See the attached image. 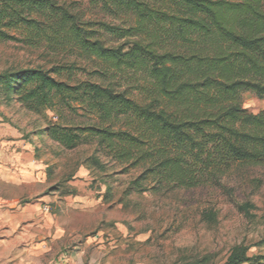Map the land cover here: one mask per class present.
<instances>
[{
  "label": "trees",
  "instance_id": "trees-1",
  "mask_svg": "<svg viewBox=\"0 0 264 264\" xmlns=\"http://www.w3.org/2000/svg\"><path fill=\"white\" fill-rule=\"evenodd\" d=\"M84 1L104 18L88 19L77 0H0V42L98 61L104 77L142 76V100L113 83L65 80L75 65L62 64L0 74L2 104L54 112L59 122L41 134L65 151L94 148L84 163L138 170L128 195L224 187L230 172L264 166V110L243 102L264 99V0ZM250 249L233 247L222 264H264Z\"/></svg>",
  "mask_w": 264,
  "mask_h": 264
},
{
  "label": "rangeland",
  "instance_id": "rangeland-1",
  "mask_svg": "<svg viewBox=\"0 0 264 264\" xmlns=\"http://www.w3.org/2000/svg\"><path fill=\"white\" fill-rule=\"evenodd\" d=\"M77 1L88 19L104 18L88 2ZM62 64L75 65L65 72V80L113 83L134 100H142L140 87L147 83L142 76L107 72L104 77L96 72L108 67L98 61L61 49L0 42V74ZM4 99L0 89V143L22 142L31 151L23 158L24 169L9 165L10 176L29 174V182L17 186L0 181V194L12 201L15 193H26L21 204L29 207L48 198L41 205L49 209L47 218L43 209L28 219L31 249L46 244V252L32 255L31 264L34 259L38 264H185L205 256H210V263L222 264L241 244L251 246L249 255H264V245L254 246L264 241V166L230 172L222 181L224 187L128 195L138 170L124 172L118 165H108L102 171L84 163L94 148L65 151L41 134L47 124L59 122L54 112L31 113L15 99L2 104ZM243 102L255 114L264 110V99L254 94H244ZM101 160L107 163L104 157ZM247 203L253 206L249 216L240 210ZM206 212L214 214V222L204 218ZM5 233L0 231V236ZM21 252L16 249V262Z\"/></svg>",
  "mask_w": 264,
  "mask_h": 264
},
{
  "label": "crops",
  "instance_id": "crops-1",
  "mask_svg": "<svg viewBox=\"0 0 264 264\" xmlns=\"http://www.w3.org/2000/svg\"><path fill=\"white\" fill-rule=\"evenodd\" d=\"M29 151H31L30 145L22 142L15 143L6 141L0 143L1 182L17 186L29 182V174L21 175L22 177L10 176V172L12 173L11 170L14 166L16 169H24L23 167L27 166L23 158L30 156ZM10 164L12 165V169L9 167ZM25 195L26 193H15V199L10 201L0 194V231L6 232L0 236V264H31L32 255L38 256L46 252V244L39 245L35 250L31 249L32 243H30L28 232L31 223L28 219L32 213L39 214L43 209V214L47 218L49 209L47 206L42 208L41 205L48 202V198H41L35 206L29 207L21 204L22 200L26 198ZM20 229H22V232H17ZM16 249L19 251L22 250L18 257L19 262H16L14 259ZM33 263L38 264L35 259Z\"/></svg>",
  "mask_w": 264,
  "mask_h": 264
}]
</instances>
